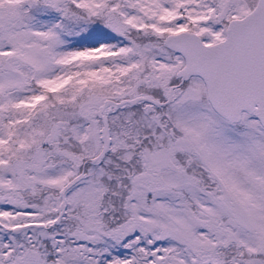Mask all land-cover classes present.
Wrapping results in <instances>:
<instances>
[{
    "label": "snow or ice",
    "instance_id": "snow-or-ice-1",
    "mask_svg": "<svg viewBox=\"0 0 264 264\" xmlns=\"http://www.w3.org/2000/svg\"><path fill=\"white\" fill-rule=\"evenodd\" d=\"M0 264H264V0H0Z\"/></svg>",
    "mask_w": 264,
    "mask_h": 264
}]
</instances>
